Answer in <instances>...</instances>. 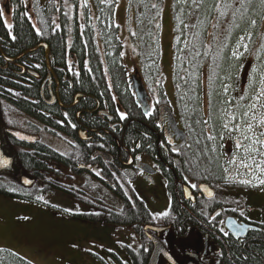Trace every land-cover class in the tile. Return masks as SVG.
I'll return each mask as SVG.
<instances>
[{
	"label": "flooded vegetation",
	"instance_id": "af4514ba",
	"mask_svg": "<svg viewBox=\"0 0 264 264\" xmlns=\"http://www.w3.org/2000/svg\"><path fill=\"white\" fill-rule=\"evenodd\" d=\"M5 1L10 11H3L0 0V125L4 132L0 140L33 181L30 186L44 188L45 196L70 195L84 208L76 216L86 221L82 214H137L143 208L140 221L116 225L125 233L129 229L139 232L143 239L141 254L123 245L136 253L135 258L126 254V264H134V259L148 264L154 239L163 249L157 264H249L257 255L258 242H264V222L257 220L264 218V186L236 184L223 176V170L219 175L220 167L208 168L206 162L212 157L197 152L175 113L176 124L167 113L157 110V129L144 121L135 127L140 136L130 140L131 121L115 97H110L116 102L113 107L105 93L81 87L83 65L79 58L66 53L64 63L50 60L45 42L38 45L45 51L44 64H37L30 54L35 52L30 51L33 47L17 53L13 36L9 32L3 36L11 26L14 9L10 0ZM4 14L10 16V22ZM36 88L47 106L60 107L59 113L51 110L56 119L40 120L35 115L41 113L38 108L23 105L40 102L33 98ZM8 130L34 136V141L17 139ZM150 130L157 137L153 145L148 140ZM43 134L55 138L62 149L46 143ZM41 150L58 157L39 153ZM227 151L220 148L221 153ZM33 159L39 169L31 168ZM157 176L165 187L167 210H152L149 205L154 198L149 190ZM138 183L144 185V196L136 190Z\"/></svg>",
	"mask_w": 264,
	"mask_h": 264
},
{
	"label": "trees",
	"instance_id": "16d2710c",
	"mask_svg": "<svg viewBox=\"0 0 264 264\" xmlns=\"http://www.w3.org/2000/svg\"><path fill=\"white\" fill-rule=\"evenodd\" d=\"M10 1L14 8L11 27L5 28L3 36H13L14 40L11 42L18 48V54L28 52V48L33 47L30 51L35 52L30 54H34L37 64H44L45 51L38 46L41 42L48 44L50 60L64 63L65 54H73L74 59L79 58L83 65L81 87L100 95L105 93L108 98L115 97L114 100L127 113V119L131 121L130 140L140 136L135 127L144 121H149L150 125L156 128L154 121L157 109L143 114L130 88V73L123 63V42L119 26L111 21L118 0H91L93 9L80 5L81 0H35L33 9L36 24L30 19L23 0ZM163 3L164 0H128L127 3L134 16L135 32L129 35V39L136 52L140 75L149 88H157L160 103L168 102L160 63V18ZM227 3L232 7L225 9L222 0H173L171 10L174 51L171 69L175 110L184 130L189 134L191 143L196 145L197 152L202 156L212 157L210 162H206L208 168H221L219 175L224 165L220 148L223 147L222 142L227 136L224 114L230 111L238 118L246 111L251 95L256 91L264 73V2L245 0L243 7L239 0H227ZM217 4H221V7L217 8ZM236 9L240 11L233 16L232 13ZM221 11H226L227 15L221 16ZM252 20L256 21L255 25L251 23ZM240 37L246 38L248 46L245 58L252 53L247 76L244 80L241 78L244 83L242 92L234 85L233 75L239 60L232 56ZM240 68L239 66L238 69ZM229 79L230 87L225 92L222 87ZM237 92L238 96L233 98L232 93ZM33 96L40 102L23 105L31 109L33 106L38 108L41 113L35 115L40 120L51 117L56 119L57 114L51 110L56 109L59 113L60 107L47 106L42 101L38 88ZM110 101L113 107H116V102L111 98ZM152 132L149 131L148 140L153 145V140L155 142L157 137ZM39 153L52 158L58 157L49 150H41ZM26 166H29V163H26ZM31 168H40H36L34 159ZM50 188L58 189L55 185H50ZM44 192V188L24 187L15 175L0 172V195L37 201L36 197L44 196ZM143 211V208H140L137 214H133V211L124 214L122 211H116L105 217L91 214H82V217L98 224H131L143 218ZM258 244L260 247L256 248L257 255L250 258L249 264H261L264 260V242ZM125 253L135 258V252L126 249ZM112 260L115 264H124L118 258ZM0 264L32 263L11 251L1 249ZM134 264H138L136 259Z\"/></svg>",
	"mask_w": 264,
	"mask_h": 264
},
{
	"label": "rangeland",
	"instance_id": "374dc122",
	"mask_svg": "<svg viewBox=\"0 0 264 264\" xmlns=\"http://www.w3.org/2000/svg\"><path fill=\"white\" fill-rule=\"evenodd\" d=\"M44 2V0H40ZM2 9L8 10L9 6L5 0H2ZM35 0H23L24 7L29 13L33 24L35 19ZM66 4V2H64ZM128 0H118L111 21L119 26L121 40L123 42V59L125 67L129 73L140 75L136 52L131 45L129 35L135 32L134 16L131 14ZM173 0H164L161 18H160V63L162 66V81L165 87L168 102H161L157 93V88L147 90L150 96V109L154 110L163 104L169 105L172 111H175L174 89L172 84V62H173V19H172ZM67 5V4H66ZM80 5H87L93 9L91 0H81ZM71 7V6H68ZM10 11V8H9ZM5 20L10 22V16L5 15ZM241 38V37H240ZM239 38L233 52L243 53L237 60L239 65L234 73L235 86L239 92L244 89L246 72L252 62V53L245 58V49L242 45L246 44V38ZM232 52V56H233ZM247 54V53H246ZM241 67L238 69V67ZM142 78V77H141ZM144 81V79L142 78ZM241 80V81H237ZM264 80V73L261 75L256 91L251 95L250 103L244 113L238 118H232L226 111L224 114L225 124H228L226 138L222 142L223 148H227V155L224 154V170L229 175L230 181L236 184H244L241 181L247 180L245 185L262 186L261 180H264V145L261 139L264 137V97L259 101L255 98L260 90L264 88L261 81ZM222 87H230V79ZM226 92V91H225ZM238 96V92L232 93V97ZM256 104L253 109L250 105ZM121 112V111H120ZM123 113V112H121ZM232 114V113H231ZM255 115V119H253ZM251 124L249 130L247 125ZM239 125L238 128L235 126ZM0 125V133L4 134ZM45 136L46 143L50 142L54 147L61 148L55 138ZM247 136L248 139H244ZM48 141V142H47ZM264 142V141H263ZM238 144L241 145L238 147ZM6 150L10 153L6 147ZM17 152V151H16ZM14 155V154H13ZM15 157V156H14ZM16 175L27 176L19 167L15 158ZM25 170V169H24ZM264 186V185H263ZM144 185L138 183L136 190L144 196ZM150 195L154 198L150 201L152 210L162 211L168 209V199L165 192L164 184L159 176L156 178V184L149 190ZM36 200H16L0 195V250L11 251L12 253L24 258L32 264H115L112 259H120L125 263L123 258L126 254L123 251V245L126 243L140 252V245L143 244L142 236L139 232L127 230L126 233L116 228L114 224H97L93 221H86L76 216L77 213L84 212L83 207L71 198L70 195H47L37 196ZM113 203V201L111 200ZM154 212V211H153ZM73 213V214H72ZM78 215V214H77ZM258 221L264 222V218H257ZM125 230V229H124ZM112 247V248H111ZM123 257L116 255L117 249ZM120 248V249H119ZM115 253L116 257L112 255ZM118 254V253H117ZM108 261H110L108 263Z\"/></svg>",
	"mask_w": 264,
	"mask_h": 264
},
{
	"label": "water",
	"instance_id": "95a60500",
	"mask_svg": "<svg viewBox=\"0 0 264 264\" xmlns=\"http://www.w3.org/2000/svg\"><path fill=\"white\" fill-rule=\"evenodd\" d=\"M129 84L131 87V90H133L137 103L141 106V109L144 114H147L149 111V95L145 89V86L143 85V82L141 79L136 75V73L131 74L129 77ZM159 113L164 114L167 113L168 117L170 120L176 124V121L174 119L173 114L171 113V110L168 106H161L159 108ZM8 132L13 135L15 138L20 139V140H26L28 142H33L34 141V136L22 133L20 131H15V130H8ZM181 133V131H179ZM183 134V133H181ZM183 141L186 139V135H183L182 137ZM14 157L10 154H8L2 147L1 145V140H0V171H14ZM21 182L25 185H29L32 181L31 179L22 176L21 177ZM153 245L154 249L152 252V255L150 257V260L148 264H157L158 262V255L163 251L162 245L157 241L153 240Z\"/></svg>",
	"mask_w": 264,
	"mask_h": 264
},
{
	"label": "snow or ice",
	"instance_id": "6c2138e0",
	"mask_svg": "<svg viewBox=\"0 0 264 264\" xmlns=\"http://www.w3.org/2000/svg\"><path fill=\"white\" fill-rule=\"evenodd\" d=\"M262 2H264V0H262ZM239 3H240V5H241V7H243V6H244V3H245V0H239ZM222 4H223V7H224L225 9H226V8H230V7H232L231 4L227 3V0H222ZM216 7H217V8H220V7H221V4H217ZM239 11H240V9H236V10L232 13V15L235 16L236 12H239ZM220 15H221V16H225V15H227V13H226V11H221V12H220ZM251 23H252L253 25H255V24H256V21H255V20H252ZM215 26H216V25H214V27H215ZM9 27H11V26L9 25ZM240 39L243 40L244 37H241ZM242 47L246 50L248 46H247L246 44H244V45H242ZM242 55H243V53H241V52H235V51L233 52V57H235V58H237V59H238L240 56H242ZM261 83L264 84V80H262ZM225 91H227V89H225ZM262 97H264V88H262V89L260 90L259 94L256 96L255 99H256L257 101H259ZM240 99H243V97H240ZM261 106L264 107V105H261ZM250 107L254 109V108L256 107V104H252V105H250ZM247 114H248V113H243V115H247ZM228 115H229V116H232L233 119L235 118L234 115L231 114V113H228ZM121 118H124V114H123V113L121 114ZM253 119H255V115H253ZM261 122L264 123V120H262ZM224 127L227 128V127H228V124H225ZM235 127L238 128L239 125H236ZM247 128H248L249 130H251L252 125H251V124H248V125H247ZM210 138H211V137H210ZM244 139H248V137L245 136ZM240 146H241V145L238 144V147H240ZM241 183L247 184V183H249V181L244 180V181H241ZM260 183H261L262 185H264V180H261ZM195 186H196V185H193V187H195ZM209 195H212V193L209 192Z\"/></svg>",
	"mask_w": 264,
	"mask_h": 264
},
{
	"label": "bare ground",
	"instance_id": "6f19581e",
	"mask_svg": "<svg viewBox=\"0 0 264 264\" xmlns=\"http://www.w3.org/2000/svg\"><path fill=\"white\" fill-rule=\"evenodd\" d=\"M263 145H264V143H263Z\"/></svg>",
	"mask_w": 264,
	"mask_h": 264
}]
</instances>
